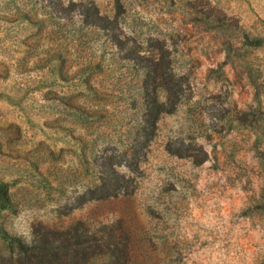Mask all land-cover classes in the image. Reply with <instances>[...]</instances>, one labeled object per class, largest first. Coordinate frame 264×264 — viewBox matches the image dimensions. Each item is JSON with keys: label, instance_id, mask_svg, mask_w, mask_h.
Instances as JSON below:
<instances>
[{"label": "rangeland", "instance_id": "obj_1", "mask_svg": "<svg viewBox=\"0 0 264 264\" xmlns=\"http://www.w3.org/2000/svg\"><path fill=\"white\" fill-rule=\"evenodd\" d=\"M1 185L0 264H264V0H0Z\"/></svg>", "mask_w": 264, "mask_h": 264}, {"label": "trees", "instance_id": "obj_2", "mask_svg": "<svg viewBox=\"0 0 264 264\" xmlns=\"http://www.w3.org/2000/svg\"><path fill=\"white\" fill-rule=\"evenodd\" d=\"M167 81L168 80L165 77L164 82L160 84V87H162L163 90L167 93L166 100L167 102H169V104H171V102H173L171 101L172 92H171V88L168 85ZM145 95H146V100H145L146 101V112L144 115V126H145L144 130H147L149 128L152 130L155 126L156 121L158 120L159 115L170 113L171 110H169L166 107V103L159 102L156 93L153 91V89H151V91L148 90V86L146 85V83H145ZM114 196H116L115 192H110L109 190L103 187L101 188V191L99 192V194L96 196L95 199L102 200V199H106V198L114 197ZM0 201L3 205V208L9 207L10 202H9V198L7 196L4 185L0 186ZM21 251L24 252L25 250L22 249Z\"/></svg>", "mask_w": 264, "mask_h": 264}]
</instances>
